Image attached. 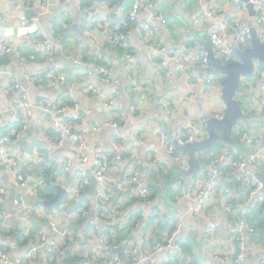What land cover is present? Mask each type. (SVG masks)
Listing matches in <instances>:
<instances>
[{"label": "crops", "instance_id": "0c3cea01", "mask_svg": "<svg viewBox=\"0 0 264 264\" xmlns=\"http://www.w3.org/2000/svg\"><path fill=\"white\" fill-rule=\"evenodd\" d=\"M49 1L0 0V34L9 35L15 51L7 54L8 61L0 63V66L11 67L0 72V141L5 140L2 148L9 155L20 157L16 166H0V196L4 199L0 203V214L11 215L0 225V245L8 251L11 264L14 263V256L22 264H113L115 255L121 256L124 264H133L128 263L127 258L141 253L155 254L156 264H222L216 259V254L235 257L238 229L234 220L242 215L247 220L245 213L252 206L249 204L247 181L237 177L238 173L231 164L239 155H250L264 147V108L256 109L252 105L241 82L238 98L245 102L247 119L235 127L233 143H223L220 138L214 147L199 154L201 171L191 178L186 174L188 156L182 153L183 160L176 161L161 143L160 133L165 131L172 138L178 125L199 122L217 112L224 114L225 104L221 98L223 79L219 78L215 88L209 87L191 76V73L197 75L202 72L191 61L187 74L180 71L177 62L171 61L173 75L161 80L156 63L160 58L159 50L163 48L182 54L185 47L198 49L194 46L196 40L188 35L189 19L193 20L197 31L207 35L208 26L226 22L231 26L237 18L249 27L254 26L255 15L250 9L246 13L238 11V3L244 0H97L92 8L81 7L82 0ZM124 4L139 9V28L132 30L129 38L133 47L131 58L109 43L100 23L103 16L111 21L120 19V6ZM147 5L151 11L146 8ZM153 12H162L169 20L168 27L157 24V29L147 30L145 23ZM208 12H212V17L207 16ZM27 15H39L36 34H21V19ZM40 32L48 34L55 47L52 58L46 61L35 53L44 52L37 45ZM233 38L232 35L229 37L230 45ZM100 44L105 45L101 51L104 58L100 62H105L103 66L113 73L110 83L98 76L96 53ZM200 45L203 48V44ZM17 54H23L25 59L19 60ZM31 54H36L37 59H28ZM202 54L205 58L206 52ZM77 60L85 65H77ZM55 64L60 67L56 71L60 77L57 85L52 86L50 79L54 77V71H50V67ZM207 67L210 71L211 67L208 64ZM262 67H257L256 80H251L255 91L260 94H264V77L259 76ZM205 70L201 75L205 74ZM89 72H93L90 78L87 77ZM27 76L41 86L29 84ZM15 83H21L22 89H15ZM134 86H139L138 92L132 91ZM23 92L36 105L42 102L78 103L81 110L76 130L87 133L89 146L100 145L108 151L110 175L122 182L138 172L139 178L149 184L148 171L157 167L161 170L156 177V183L161 182V196L150 204L134 202L131 200L134 197L120 196L123 191L111 183L108 190L118 204L111 203L109 210L115 216L109 219V210L101 215L103 211L96 197L97 184L91 163L82 164L75 160L78 149L72 141L64 139L62 144L59 143L62 131L55 125L68 123L71 113L44 114L34 109L28 130L20 137L17 125L19 117L24 116L20 106ZM110 122L118 124V128L108 125ZM117 134L119 147L115 150L113 140ZM243 135L247 138L243 139ZM208 138L209 131L204 140ZM209 158L219 159L218 168L224 167L221 175L214 179L209 176V171L215 170L207 165ZM155 159L158 163H154ZM69 163L71 166L67 169ZM47 167L53 173L54 197L59 186L68 191L60 206L56 207L63 213L56 218L58 232L55 233L50 221H43L34 215L25 220V215L15 204L17 199H23L29 205H35L40 200L41 192L46 188L40 175ZM247 170L264 175V158L249 163ZM83 171L88 174L86 179L82 176ZM18 174L29 178L26 189L17 181ZM84 181L85 189L80 190ZM153 181L150 179V184ZM193 184L204 190L212 187L220 193L203 217L190 214L195 204ZM179 185L183 186V192L174 194L173 189ZM44 202L42 207L46 211L55 209H49ZM81 209L88 214L79 213ZM262 210L254 218L258 228L254 226L256 231L247 234L246 264H264V207ZM154 213L158 214L157 220L150 225V216ZM130 219L135 222L132 240L113 242L117 234L112 231L107 242L100 241L98 234L105 228L106 222L125 223ZM168 220L172 223L171 228L165 227ZM67 228H71L72 232L66 238H75L76 242L63 239ZM173 234L172 247L157 250ZM42 237L46 241L53 238L64 240L65 248L73 251V257L77 259L55 256L49 247H43L32 258H27L31 246ZM179 244H187L182 252L174 248ZM118 248L122 249V255L114 252ZM0 264L5 263L0 260Z\"/></svg>", "mask_w": 264, "mask_h": 264}, {"label": "built area", "instance_id": "2783aa9c", "mask_svg": "<svg viewBox=\"0 0 264 264\" xmlns=\"http://www.w3.org/2000/svg\"><path fill=\"white\" fill-rule=\"evenodd\" d=\"M48 1V0H47ZM70 0H65L68 2ZM50 3V1H49ZM253 4L255 6V18H254V28L257 31L258 37L264 42V0H248V2L242 1L238 3V11L241 13H246L249 10L248 5ZM148 10L151 11V7L149 5L146 6ZM120 19L111 21L107 16H103L101 21L106 23V27L104 29V34H106L108 41H115L121 43V46L125 48L127 51L125 56L127 58H131L133 47L129 40L132 30L139 28L137 25L135 29H128L126 32H123L124 29L128 28V25L125 22L126 19H129L130 22L136 23L138 22V14L139 9L137 6L130 5H121L120 6ZM212 12H208L207 16L210 18L212 17ZM122 17V18H121ZM1 18V16H0ZM39 15H27L23 16L21 19L22 30L21 34L23 35H33L36 34V24L39 22ZM157 24H160L163 27H168L169 20L162 12H153L150 15V18L145 23V28L147 30H155L157 29ZM104 28V27H103ZM234 36L232 45L229 44L228 40L230 36ZM207 36L209 41L213 45L214 54L216 57L222 59L224 63H230L237 60V56L235 55V51H244L250 45V27L245 25L240 18L235 19L232 22L231 26H228V23L225 24H212L208 26L207 29ZM8 34H0V58L3 55L13 54L15 53L13 45L9 40ZM38 47L44 51V54L47 56L48 59H51L54 54V44L48 37V34L44 32H40L38 38ZM104 44L99 45V50L96 53V59L100 62L103 60L104 56L102 54V50L104 48ZM194 46L196 48L185 47L183 48L182 53L176 52L174 50L167 51L166 48L159 50L160 58L158 59L156 66L158 69V75L161 80H165L173 75V70L170 68V62L175 61L178 63V67L181 72L187 74L189 73L190 64L189 61L198 68L205 70V74L201 75L202 72H199L197 75L191 73V76L196 79L197 81H202L209 87H214L215 83L222 75L211 74L205 62V58L203 56V48L199 42L195 41ZM162 53H166V56H162ZM19 60L23 61L25 56L23 54H17ZM30 60H36L37 55L31 54L28 56ZM76 64L79 66L85 65L84 62L77 60ZM59 66L55 64L53 67H50V71H54V77L50 79V83L52 86H56L59 82L58 74L56 71L59 70ZM194 72V71H191ZM56 74V76H55ZM96 74V73H95ZM98 74L101 76L102 80L110 83L113 81V73L110 68L101 65L98 69ZM93 72H89L87 77H92ZM259 76L264 77V66L259 73ZM255 78V77H254ZM252 79H243L242 83L246 87V91L249 94V99L252 102V105L256 109L264 108V94H260L259 92L255 91L254 83L251 81ZM254 79L253 81H255ZM26 81L31 85L41 86V84L36 83L31 76L26 77ZM2 82L0 81V87ZM242 85V86H243ZM254 85V86H253ZM17 90H21L22 86L21 83H15L13 86ZM215 88V87H214ZM132 91L138 92L139 86H134ZM21 108L24 110V116L19 117L18 124L21 125L20 129L17 131L18 136L22 137L29 128V120L33 115L34 109H39L44 114H49L52 112H58L64 114L66 112H70V120L68 123L59 125L56 124L55 126L62 131V135L59 138V143L62 144L64 139H68L75 143L77 146L78 152L75 156V160L82 163L87 164L91 163L93 167V176L95 178L97 189H96V197L99 202V206L101 211L106 212L109 210V206L113 203V196L109 193L108 186L109 184H114L118 189L127 193V196L134 197V198H142L146 201L145 204H150L151 201L148 200L150 190L148 189L147 183L143 182L141 178H139L138 172H134L131 174L130 177L125 178L124 181L119 182L118 180L114 179L110 175V163L108 161L107 155L108 151L100 145H92L89 146L86 139V132L79 133L76 130L75 124L79 120L80 110L81 107L78 103H74L71 105H64L58 103H39L38 105L31 103L29 99V95L26 92H23L21 95ZM133 112H135V108H133ZM211 117V116H209ZM209 117H205L201 119L199 122L190 121L187 125H178L174 129V136L169 138L167 132L162 131L160 133L161 143L166 146L168 152L174 156L175 160L180 162L183 160L182 152L178 151L177 143L180 147H184L187 144L193 143L195 141H202L208 136V120ZM212 117L217 119H222L223 114L217 112ZM112 122L108 123L111 125ZM201 125V128L199 127ZM113 127L118 128V124H112ZM115 139L113 140V147L115 150H118L119 143V134L116 135ZM246 135H243V139H246ZM5 144V140L0 141V166L1 164H7L9 166H16L18 161L20 160L19 156L12 157L9 155L8 151H5L2 146ZM120 158L121 156L118 155ZM264 158V147L261 148L258 152H254L250 155H239L235 160L232 162L231 166L236 171L237 177L239 176L240 179L244 178L247 181V186L250 189L249 194V204L251 206L264 202V184L260 179L256 176L255 173L247 170V166L249 163H255L259 159ZM154 163H158V159L154 160ZM220 160L217 158H209L207 159V165L211 168H215L213 171H209V176L214 179L221 175L223 168H218ZM71 166V163L68 164L67 169ZM210 168V169H211ZM207 172V171H206ZM206 174V173H205ZM87 172L83 171V178H87ZM17 181L20 183L22 188H27L29 185V178L25 177L24 174L17 175ZM80 190H84L86 186V181H84L81 185ZM193 192H194V206L190 209V214L196 217H203L207 214L208 208L212 205L215 197L220 193H217L212 187L204 190L203 188H197V185L193 184ZM178 192H183L184 188L182 185L176 187ZM4 199L0 196V203H3ZM16 206L19 209V212H22L25 215L24 219L32 215L38 216L42 218V220L50 221L51 226L53 228L54 233L58 232V223L56 218L63 213V211L59 208H55L49 211H46L42 205H29L23 199H17L15 201ZM229 211L232 210L231 204L228 205ZM110 211V210H109ZM1 213V211H0ZM79 213L86 216L88 212L84 211V209L79 210ZM247 213V212H246ZM245 213V215H246ZM156 213L153 214L155 216ZM110 217L114 218V216ZM109 217V219H111ZM11 218V215L8 213L0 214V225L4 223L7 219ZM234 223L238 229L236 242H237V252L235 257L231 258L230 256H223L216 254L215 257L218 261L222 264H246L245 262V255L247 252V234H252L256 231L255 227L248 223L245 219V216L242 215L238 219L234 220ZM120 224L121 223H116ZM114 223L106 222L105 228L102 229L106 231L109 229L110 226L116 225ZM122 227L119 228L121 230ZM71 228H67L65 234L62 235L63 239H66V236H69L71 233ZM102 233V231H101ZM98 234V237L101 242L105 243L108 241L109 236L104 234ZM174 236L164 244L159 245L157 250H164L170 249L173 245ZM43 247H49V250L54 253L56 256H64L66 253V248L64 247V240L60 238H53L49 241H46L44 237L40 238L38 242L33 244L29 249L28 253L26 254L27 258H32L33 255L38 252ZM174 248L182 252V245H176ZM134 258L133 264H156V256L153 253H141L138 256H131ZM130 258V259H131ZM0 260L3 261L5 264H11L9 253L6 249L0 245ZM113 264H124V259L121 256L115 255L113 257ZM13 264H22L20 261ZM85 264H88L85 263Z\"/></svg>", "mask_w": 264, "mask_h": 264}, {"label": "water", "instance_id": "95a60500", "mask_svg": "<svg viewBox=\"0 0 264 264\" xmlns=\"http://www.w3.org/2000/svg\"><path fill=\"white\" fill-rule=\"evenodd\" d=\"M124 0H120L123 2ZM248 2V0H244ZM57 0H50V3H55ZM251 14L255 15V6L248 5ZM188 35L193 37L197 42L203 44V50L206 52L205 62L211 67L210 73L223 76L221 84V98L225 104V111L222 119L209 117L207 130L209 131V138L206 140L195 141L180 147L177 143L178 151L188 156L189 169L186 174L194 178L196 173L201 171V162L199 154L214 147L221 138L223 143H233V133L235 127L242 120L247 119V115L243 109L245 102L238 98V91L241 89V82L243 79H252L255 77L258 66H264V42L258 37L254 26L250 27V45L244 51H235L237 60L230 63L224 61L214 54L212 43L208 36L200 33L194 28L193 20L189 19ZM52 38V36H51ZM10 70L11 67L0 66V72ZM172 137V135H170ZM2 166L1 168H3ZM256 176L264 183V175L256 174ZM13 192V191H12ZM68 191L59 186L58 192L53 200L45 201L44 204L49 208H56L60 206L62 200L67 196ZM14 199V195L12 196ZM1 211V210H0ZM174 244V243H173ZM114 252L122 255V249H114ZM17 262L16 257L12 259Z\"/></svg>", "mask_w": 264, "mask_h": 264}, {"label": "trees", "instance_id": "16d2710c", "mask_svg": "<svg viewBox=\"0 0 264 264\" xmlns=\"http://www.w3.org/2000/svg\"><path fill=\"white\" fill-rule=\"evenodd\" d=\"M97 0H82L81 1V7L83 8H88V7H93L94 3L96 2ZM110 1V0H109ZM125 22H127L126 24L128 25V28L127 29H124L123 32H126L128 29H135V27L137 26L136 23H133V22H130L129 19H126ZM100 23L102 24V28L106 27V23L103 22V21H100ZM110 44H113L114 46L118 47L120 50L123 51L124 54H126V50L125 48H123L121 46V43L119 42H115V41H109ZM37 55H39L42 60H45L47 59V56L44 54V52H35ZM9 57L8 55H3L1 58H0V63L1 62H6L8 61ZM96 65L97 67H100L101 65H105V62H99V61H96ZM99 76V74H98ZM101 77V76H100ZM46 83V82H45ZM71 105V104H69ZM244 109V107H243ZM246 109V108H245ZM17 129L19 130L20 129V125L18 124L17 125ZM237 158V157H236ZM154 170H149V174H150V177H148V181H149V184L148 185V189L151 191L150 194H149V197H148V200L153 202L156 198L160 197L161 196V188H160V184L161 182L158 181L156 183V177L159 173H161V170L157 167H153ZM230 169L233 170L232 167H230ZM156 170V171H155ZM55 171V170H54ZM53 171V172H54ZM52 171L47 167L46 170L44 172H42V174L40 175L41 179H42V182H43V186L45 185L46 188L45 190H42L41 192V195H40V200H38V202L35 204V205H42V203L45 201V200H51L53 197H54V193H53V189H54V180H53V177H52ZM150 179L154 180L151 184H150ZM247 185V184H246ZM247 188V187H246ZM174 194H177L178 191L176 190V187L173 189L172 191ZM114 197L116 196L114 193H113ZM127 195V193H123L122 192V195L120 194V196H125ZM124 198V197H123ZM132 201L134 202H140V203H146V201L142 198H132L131 199ZM113 204H118L114 198H113ZM66 203V202H65ZM264 207V202L262 203H257L255 205H253L250 209V211L248 213H246V215L248 216L247 218V222L252 224L253 226H255L256 228H258V226L256 225L255 223V220L254 218L257 216H259L261 213H262V208ZM104 212H101V215L103 214ZM109 214H111V216H113V213L111 211H109ZM115 216V215H114ZM157 216L158 214H156L155 216H150V225H154L155 224V221L157 220ZM109 218V217H108ZM112 218V217H110ZM134 220L133 219H130L128 222H125V223H121V226H119L120 224H116L114 226H110L109 229H107L106 231H103L102 230V233L101 234H104V235H108V236H111L112 235V231H114L117 236L116 238H113V242L114 241H119V242H124V241H129V240H132L131 238V233L133 232V225H134ZM171 221H167V224H166V228L167 227H172L171 225ZM93 227V226H92ZM122 227L121 230H119V228ZM94 229V227H93ZM174 228L170 229V232L173 230ZM1 230V229H0ZM1 234V233H0ZM252 237V236H251ZM68 242H76V239L73 238V239H68ZM187 244L182 245V249H185ZM65 247V246H64ZM188 251V249H187ZM187 253H190V252H187ZM56 256V255H55ZM65 257H67L68 259L70 260H73V259H77L76 257H73V251H68L66 250V253L64 255ZM126 260V258H125ZM134 258H127V262H133Z\"/></svg>", "mask_w": 264, "mask_h": 264}]
</instances>
